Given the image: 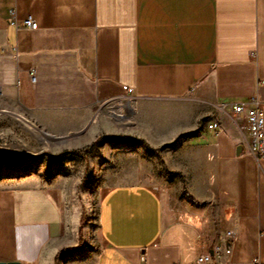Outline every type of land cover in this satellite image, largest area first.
I'll return each instance as SVG.
<instances>
[{
    "label": "crops",
    "instance_id": "1",
    "mask_svg": "<svg viewBox=\"0 0 264 264\" xmlns=\"http://www.w3.org/2000/svg\"><path fill=\"white\" fill-rule=\"evenodd\" d=\"M12 13L37 29L12 25ZM263 81L264 0H0V112L87 143L126 117L130 101L142 132L168 143L165 182L102 195L93 261L58 257L70 241L60 188L34 171L9 173L0 262L200 264L231 230L229 264H264V157L231 109L257 95L264 115ZM186 102L213 111L219 127L189 135L197 113H166ZM106 104L112 117H98Z\"/></svg>",
    "mask_w": 264,
    "mask_h": 264
},
{
    "label": "rangeland",
    "instance_id": "2",
    "mask_svg": "<svg viewBox=\"0 0 264 264\" xmlns=\"http://www.w3.org/2000/svg\"><path fill=\"white\" fill-rule=\"evenodd\" d=\"M112 105V104H111ZM106 104L98 117L111 116ZM198 102L176 104L166 113L195 112L192 121H199L197 135L217 116L212 111L199 115ZM126 117L110 121V132H101L91 142H80L81 134L53 137L30 130L15 115L0 112V184L9 173L36 172L49 185L59 187L63 215L69 231V244L58 257L73 261H93L102 244L99 237V206L104 192L118 184L147 183L158 185L167 180V142H156L142 132L134 120V111ZM98 118L96 117V120ZM211 122V123H210ZM182 142L188 141L185 137Z\"/></svg>",
    "mask_w": 264,
    "mask_h": 264
},
{
    "label": "built area",
    "instance_id": "3",
    "mask_svg": "<svg viewBox=\"0 0 264 264\" xmlns=\"http://www.w3.org/2000/svg\"><path fill=\"white\" fill-rule=\"evenodd\" d=\"M10 23L16 27H24L30 29H37L38 22L31 16L23 19H18L14 13L10 18ZM35 80V76H32ZM264 84V81L262 82ZM123 90L126 96H132L134 89L127 85H123ZM127 99V98H126ZM232 116L238 123L240 129L245 133V143L247 144L251 153L259 160L264 157V115L261 107L260 98L257 95L252 96L247 101L235 102L231 105ZM122 116H126L122 112ZM218 128L219 123L210 124V128ZM235 243V233L231 230L226 233L225 246L215 245L213 248V256L211 254L200 256L198 263L200 264H229V257L233 251ZM22 264V263H20Z\"/></svg>",
    "mask_w": 264,
    "mask_h": 264
},
{
    "label": "bare ground",
    "instance_id": "4",
    "mask_svg": "<svg viewBox=\"0 0 264 264\" xmlns=\"http://www.w3.org/2000/svg\"><path fill=\"white\" fill-rule=\"evenodd\" d=\"M124 106L126 107V109L127 110H129V111H134V108L132 107V104H131V102L130 101H126L125 103H124Z\"/></svg>",
    "mask_w": 264,
    "mask_h": 264
},
{
    "label": "water",
    "instance_id": "5",
    "mask_svg": "<svg viewBox=\"0 0 264 264\" xmlns=\"http://www.w3.org/2000/svg\"><path fill=\"white\" fill-rule=\"evenodd\" d=\"M0 264H18L17 261L0 262Z\"/></svg>",
    "mask_w": 264,
    "mask_h": 264
}]
</instances>
